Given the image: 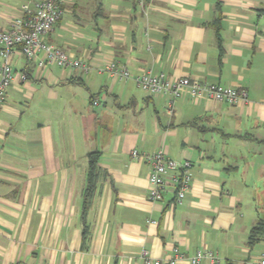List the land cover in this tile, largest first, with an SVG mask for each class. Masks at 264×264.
I'll return each mask as SVG.
<instances>
[{"label":"crops","instance_id":"1","mask_svg":"<svg viewBox=\"0 0 264 264\" xmlns=\"http://www.w3.org/2000/svg\"><path fill=\"white\" fill-rule=\"evenodd\" d=\"M38 0H0V29ZM44 37L88 70L37 68L14 49L0 107V264H166L176 248L218 264H257L264 235V0H64ZM1 61V59H0ZM109 63L131 79L111 78ZM150 70L243 90L226 105L147 95ZM25 76V81L20 76ZM163 151L190 162L180 204L149 199L148 165ZM98 178L83 210L88 158ZM176 264H189L186 260ZM200 264H210L202 261Z\"/></svg>","mask_w":264,"mask_h":264},{"label":"built area","instance_id":"2","mask_svg":"<svg viewBox=\"0 0 264 264\" xmlns=\"http://www.w3.org/2000/svg\"><path fill=\"white\" fill-rule=\"evenodd\" d=\"M142 8L151 0H135ZM64 0H38L32 7L23 6V15L11 21L8 30L0 29V107L3 105L7 90L13 82V70L10 57L14 49H19L25 58L32 61L37 68L54 65L60 68L88 70V66L74 59L63 50L45 42L44 37L52 30L63 15ZM111 78L126 81L131 74L125 65L109 63L103 70ZM21 75L20 80L25 81ZM140 89L147 95H163L169 98L167 111L171 113L173 102L184 95L192 99L206 98L212 102L236 105L247 102V93L243 90L225 87L218 84L202 82L190 77L171 80L162 73L154 74L150 70L135 78ZM134 159H141L148 165V181L151 185L149 199L161 201L163 194L170 191L174 195V204H180L190 187V162H177L168 158L161 150L152 154L131 153ZM143 264H161L142 253ZM186 260L189 264H200L208 261L218 264L217 254L208 250H199L192 257H185L178 249L173 250V257L166 264H176ZM257 264H264L261 255Z\"/></svg>","mask_w":264,"mask_h":264},{"label":"trees","instance_id":"3","mask_svg":"<svg viewBox=\"0 0 264 264\" xmlns=\"http://www.w3.org/2000/svg\"><path fill=\"white\" fill-rule=\"evenodd\" d=\"M88 158V172H87V185L84 191L83 195V210H88L91 200L95 191V187L97 184V178H98V159H99V153L98 152H91L87 155ZM264 235V223L260 222L258 223L255 228L252 231L251 235V242L257 240L258 235Z\"/></svg>","mask_w":264,"mask_h":264}]
</instances>
